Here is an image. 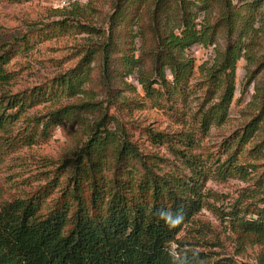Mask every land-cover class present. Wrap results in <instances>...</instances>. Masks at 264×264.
Instances as JSON below:
<instances>
[{
	"label": "trees",
	"instance_id": "16d2710c",
	"mask_svg": "<svg viewBox=\"0 0 264 264\" xmlns=\"http://www.w3.org/2000/svg\"><path fill=\"white\" fill-rule=\"evenodd\" d=\"M245 1L239 0L243 4L240 7L233 6L231 0L156 2L153 34L155 31L161 45L155 58L156 79L143 76L140 83L145 99L153 100L154 108L170 113L178 126L173 131L143 129L149 146L158 151H143L124 124L97 103L67 104L45 116L28 115L34 107L83 94L91 78L92 60L87 57L46 89L15 95L1 93L0 134L11 133L22 120L26 127L18 141L32 146L48 139L53 130L67 122L73 127L78 125L86 140L65 159L62 167L66 169V185L48 212L45 206L58 187L56 178L31 196L10 202L0 199V264H230L227 260L213 262L202 252L172 248L179 244L185 226L207 206L205 191L211 179L220 183L237 178L253 182L255 187L248 197L251 201L237 202L223 220L235 233L264 245V174L259 175L255 163L243 159L245 152L253 161L263 153L264 139L250 150L247 147L263 127L264 118L254 119L226 145L225 159L198 152L212 125L225 124L229 119L236 91V66L245 56L243 38L261 2ZM129 2L124 0L117 6L107 41L99 49L104 84L109 91L121 74L125 75L117 64V55L127 54L119 45L118 31L127 20L125 5ZM214 3L224 6L222 24L197 23L194 8L206 10ZM171 16L179 19L180 33L167 29ZM57 25L64 28L67 21ZM223 28L228 34V48L208 76L207 87V94L212 99L217 95V101L212 103L211 99L210 106L203 105L187 121L179 98L187 93L195 66L193 60L180 55L194 45H214ZM28 43L27 36L5 41L0 35V91L14 79L8 66L17 55V47ZM122 58L130 74L135 57ZM166 68L173 81L166 76ZM111 125L116 130H111Z\"/></svg>",
	"mask_w": 264,
	"mask_h": 264
},
{
	"label": "rangeland",
	"instance_id": "374dc122",
	"mask_svg": "<svg viewBox=\"0 0 264 264\" xmlns=\"http://www.w3.org/2000/svg\"><path fill=\"white\" fill-rule=\"evenodd\" d=\"M0 0V35L5 41L27 36V46L17 47L8 66L13 81L0 91L18 94L24 91L50 87L56 78L75 69L86 57L92 60L91 78L84 87V93L59 103H45L34 107L29 116H45L62 105L93 102L99 104L109 116L116 117L131 133L132 139L145 152L158 151L146 141L143 129L153 127L159 131H173L178 128L170 113L154 108L153 100L145 99L146 94L140 80L155 76V58L161 49L153 30L155 4L158 0L126 3V22L121 26L120 43L127 54L117 55V64L124 71L118 81L106 88L103 79V59L99 49L104 46L110 32L112 16L117 6L124 0ZM233 6L243 5L239 0H231ZM245 2H253L246 0ZM195 7L197 23L214 26L222 24L225 10L222 3H214L206 10ZM251 27L243 38L246 43L245 55L236 66V91L225 124L212 125L198 149L200 154H213V158H223L227 144L238 137L247 124L254 119L264 118V0L256 7L251 18ZM67 21V26L57 25ZM167 29L179 27V19L171 16ZM228 34L225 28L218 31L214 45H194L180 56L194 61V73L189 79L187 93L179 98V107L189 120L191 115L203 105L210 106L212 96L207 94L208 76L219 63L228 48ZM93 53L95 57L92 59ZM134 59L131 73L127 74L124 59ZM252 75V83L248 84ZM166 76H173L166 68ZM158 88V86H155ZM212 103L217 101L214 95ZM145 99V100H144ZM131 101V102H129ZM208 101V102H207ZM140 104V105H139ZM145 104V105H144ZM206 106V107H207ZM26 124L21 120L11 133L0 134V199L13 201L31 196L52 179L58 187L48 199L45 213L62 195L67 176L62 167L65 159L73 155L83 138L78 125L69 123L53 130L46 140H39L32 146L22 145L18 139L23 136ZM255 134L247 150L259 145L264 139V123ZM111 130L116 128L111 125ZM165 153L164 150L161 151ZM244 160L255 163L259 175L264 174V151L258 159ZM258 178L255 177L256 181ZM253 182L231 179L225 183L209 180L206 185L207 206L187 224L178 237L179 244L173 250L202 252L213 262L227 260L230 264H260L264 259V245H256L233 231L223 216L229 213L237 202H250L248 197L254 189Z\"/></svg>",
	"mask_w": 264,
	"mask_h": 264
},
{
	"label": "built area",
	"instance_id": "2783aa9c",
	"mask_svg": "<svg viewBox=\"0 0 264 264\" xmlns=\"http://www.w3.org/2000/svg\"><path fill=\"white\" fill-rule=\"evenodd\" d=\"M61 4H62V6L66 5V4H67V1H66V0H63V1L61 2Z\"/></svg>",
	"mask_w": 264,
	"mask_h": 264
},
{
	"label": "clouds",
	"instance_id": "9594fccd",
	"mask_svg": "<svg viewBox=\"0 0 264 264\" xmlns=\"http://www.w3.org/2000/svg\"><path fill=\"white\" fill-rule=\"evenodd\" d=\"M161 215H166V213H161Z\"/></svg>",
	"mask_w": 264,
	"mask_h": 264
}]
</instances>
